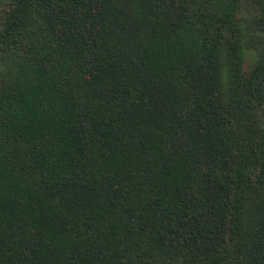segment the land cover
Segmentation results:
<instances>
[{"label": "trees", "instance_id": "1", "mask_svg": "<svg viewBox=\"0 0 264 264\" xmlns=\"http://www.w3.org/2000/svg\"><path fill=\"white\" fill-rule=\"evenodd\" d=\"M2 6L0 264H264V0Z\"/></svg>", "mask_w": 264, "mask_h": 264}, {"label": "rangeland", "instance_id": "2", "mask_svg": "<svg viewBox=\"0 0 264 264\" xmlns=\"http://www.w3.org/2000/svg\"><path fill=\"white\" fill-rule=\"evenodd\" d=\"M4 12H5V6L0 7V23L2 22V18H3ZM247 53H249V54H247V57L249 59V57L252 54V52H247ZM245 67H247V64L245 65Z\"/></svg>", "mask_w": 264, "mask_h": 264}]
</instances>
